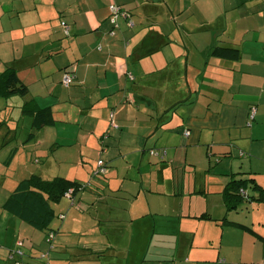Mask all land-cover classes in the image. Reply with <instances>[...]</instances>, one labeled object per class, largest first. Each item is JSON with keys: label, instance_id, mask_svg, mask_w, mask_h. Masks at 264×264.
Returning <instances> with one entry per match:
<instances>
[{"label": "crops", "instance_id": "crops-1", "mask_svg": "<svg viewBox=\"0 0 264 264\" xmlns=\"http://www.w3.org/2000/svg\"><path fill=\"white\" fill-rule=\"evenodd\" d=\"M111 3L127 12L116 24ZM216 42L239 58L211 54ZM7 67L28 92L0 91V264H44L25 253H47L53 231L50 219L41 229L3 207L18 181L89 182L98 158L106 180L90 191L116 200L93 217L108 245L59 244L51 264H128L108 240L128 225L133 241L156 233L167 246L152 264H264V199L227 209L223 194L232 178H246L248 197L264 188V0H0V73ZM26 106L53 118L31 138ZM90 198L70 199L90 209Z\"/></svg>", "mask_w": 264, "mask_h": 264}, {"label": "trees", "instance_id": "trees-1", "mask_svg": "<svg viewBox=\"0 0 264 264\" xmlns=\"http://www.w3.org/2000/svg\"><path fill=\"white\" fill-rule=\"evenodd\" d=\"M210 52L215 56L229 57L233 59H237L240 56L239 48L232 45L222 44L220 42L214 43L211 46ZM0 83V91L6 95L23 96L28 92L27 86L20 80L15 70L8 67L0 73ZM24 110L25 113L31 117V124L29 127L30 132L28 134L29 138L33 137L43 126L53 123L52 112L49 107H27ZM151 150L155 149H150L149 153ZM155 151L158 152L157 155H159L160 158H164V149H156ZM8 159L9 158L5 159V161H8ZM104 164L108 170V166L105 161ZM95 169L96 166L91 171V176L99 175L104 178L106 177L107 172L105 174H98L95 172ZM246 182V178H232L225 185L226 187L223 190V194L225 196L227 209L236 207V205L239 204L243 198H246L247 200L264 199L263 187L258 189L259 194L257 197H248L246 192L243 190ZM91 186V181L88 183H82L76 179H67L63 176H54L51 179H43L38 174H31L27 178H23L18 181L16 186L9 192L3 203V207L32 226L44 229L48 220L53 215V211L50 208L51 202H58L64 194H68V196H71L70 198L73 199V196L76 193ZM50 235L53 236L54 231L49 230L46 234L47 238L45 237V239L47 242L52 244L51 240H49ZM49 252L50 251L48 250V253ZM40 258L44 260L45 264H51L49 262V256Z\"/></svg>", "mask_w": 264, "mask_h": 264}, {"label": "rangeland", "instance_id": "rangeland-1", "mask_svg": "<svg viewBox=\"0 0 264 264\" xmlns=\"http://www.w3.org/2000/svg\"><path fill=\"white\" fill-rule=\"evenodd\" d=\"M192 26L199 25V21L195 20L191 22ZM210 33L211 31L208 30ZM154 156H158L157 154H153ZM95 159V157H94ZM93 159V160H94ZM93 162V161H90ZM96 162V160H95ZM235 164L234 160H229V168ZM95 167V165L93 166ZM91 168V165L88 166V169ZM217 168V167H216ZM212 169H215L214 167ZM82 170V169H81ZM89 175V174H88ZM3 179L2 176H0V180ZM92 181L91 184L96 183H102L105 178L103 176L95 175L91 177ZM86 183L88 181H85ZM92 188L88 187L79 193L85 192L86 197H90V202L93 203L92 207L88 209L87 203H83L82 210L79 209L74 203L72 204L71 199L66 196H62L58 202H51L50 208L53 211V215L51 216L48 225L50 228L54 231V240L53 243L50 244L47 242V249L50 252L56 251L59 244L64 245H80V246H89L92 248H100L102 245L106 246L108 245L107 240L102 237V234H100L97 221L93 219V217H101L102 214H105L109 210H114L113 206L116 203V200H114L111 196H101V198H98L97 195H94L91 193ZM1 193V190H0ZM76 202V199H75ZM77 203V202H76ZM70 211V212H69ZM69 212V213H68ZM250 216L251 214L247 212ZM246 212L240 211L237 215L239 219L246 218L245 222L249 221V215H247ZM247 215V216H245ZM235 215H233L234 217ZM64 218V219H63ZM64 225V231H58V227H61ZM4 227L1 224L0 220V228ZM41 233V236L43 235L40 230H38ZM123 233L126 235L125 238H120V235H116L115 239H108L111 240V244H113L114 248L116 249L117 253L122 254L121 252L123 250H126L127 255L126 259L128 264H152V262L156 259H163L165 257V254L167 252L165 244L162 243V247L158 248L159 245H161L162 239H159L157 234H154V237L152 238L151 235L146 239V241H139L132 239V229L127 226L126 229H124ZM56 237H60L59 241H55ZM114 241V242H113ZM16 247V246H15ZM15 247L11 250H15ZM46 249V250H47ZM45 250V251H46ZM23 252V251H22ZM49 252V253H50ZM41 253V252H40ZM40 253H37V250L33 252V254L25 253L27 255V258L30 260L36 261L37 257ZM161 254V257H159ZM49 256V254H48ZM146 261H143V260ZM50 262H54V259L51 258ZM28 264V261H22V263ZM40 263H42L40 261ZM43 264V263H42ZM45 264V263H44Z\"/></svg>", "mask_w": 264, "mask_h": 264}, {"label": "built area", "instance_id": "built-area-1", "mask_svg": "<svg viewBox=\"0 0 264 264\" xmlns=\"http://www.w3.org/2000/svg\"><path fill=\"white\" fill-rule=\"evenodd\" d=\"M109 11H110V15H109V18H110V21L113 23V24H116V22H117V18H118V16H126L127 15V12H126V10H124L121 6H119V5H116V4H114V3H111L110 5H109ZM60 25L62 26V28H63V33L65 34V35H67L68 33H69V29H68V25H67V23L65 22V21H61L60 22ZM128 25L129 26H132L133 25V22H132V20H128ZM62 82H63V84H65V85H69L71 82H72V77H71V74H69V73H66L64 76H63V78H62ZM254 108L252 107L251 108V111H250V118H252L253 117V115H254ZM114 116H113V113H110V121H111V124L112 125H114L115 126V123H114V118H113ZM188 133V131H186L185 132V134H187ZM150 153L151 154H157L158 152L157 151H155V150H151L150 151ZM95 172L96 173H98V174H105L106 172H107V168H106V166H105V164H104V161L102 160V159H98L97 160V164H96V169H95ZM67 196H68V194H66ZM51 237H52V235H50L49 236V240H51ZM18 243H20V242H18ZM17 243V244H18ZM18 248V247H17ZM15 249L14 251H17L19 254H21V252H20V250L19 249ZM48 256V250H47V253H40V257H42V258H45V257H47Z\"/></svg>", "mask_w": 264, "mask_h": 264}]
</instances>
